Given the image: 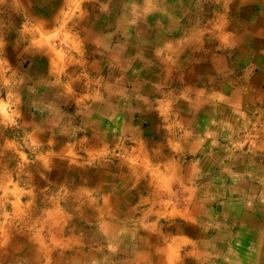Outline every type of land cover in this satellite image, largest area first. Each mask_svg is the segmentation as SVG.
Here are the masks:
<instances>
[{
	"label": "crops",
	"instance_id": "0c3cea01",
	"mask_svg": "<svg viewBox=\"0 0 264 264\" xmlns=\"http://www.w3.org/2000/svg\"><path fill=\"white\" fill-rule=\"evenodd\" d=\"M0 264H264V0H0Z\"/></svg>",
	"mask_w": 264,
	"mask_h": 264
},
{
	"label": "rangeland",
	"instance_id": "374dc122",
	"mask_svg": "<svg viewBox=\"0 0 264 264\" xmlns=\"http://www.w3.org/2000/svg\"><path fill=\"white\" fill-rule=\"evenodd\" d=\"M253 133H256V138L258 139L260 136H261V133H259V129H255V131H253ZM258 135H259V137H258ZM259 150H261V149H258V151ZM244 151H245V153L246 154H250V155H252V154H254L255 153V151H257V148H255V149H244ZM250 151V152H249ZM249 155V156H250ZM248 158V157H247ZM246 158V159H247Z\"/></svg>",
	"mask_w": 264,
	"mask_h": 264
}]
</instances>
